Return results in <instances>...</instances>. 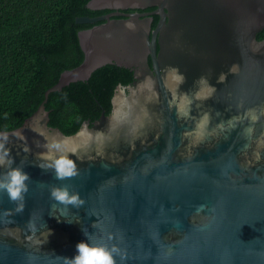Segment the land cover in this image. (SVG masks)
<instances>
[{
  "label": "water",
  "instance_id": "water-1",
  "mask_svg": "<svg viewBox=\"0 0 264 264\" xmlns=\"http://www.w3.org/2000/svg\"><path fill=\"white\" fill-rule=\"evenodd\" d=\"M83 6L110 10L74 16L92 24L76 32L83 60L63 69L37 108L7 129L27 136L29 152L14 137L8 146L30 180L22 213L5 217L16 204L0 193V264H64L87 239L83 229L120 249L117 264H264V147H258L264 0H85ZM129 21L134 29L125 26ZM105 64L131 74L127 83L116 81L110 107L84 116L69 134L49 126V92L86 82ZM172 69L184 77L178 86L166 83ZM202 77L214 88L210 94ZM169 84L191 99L189 116L170 107ZM202 89L207 98L197 99ZM206 113L205 138L184 137ZM30 128L73 139L86 129L107 139L72 157L77 177L57 180L38 166L45 139ZM54 185L78 191L85 204L52 200Z\"/></svg>",
  "mask_w": 264,
  "mask_h": 264
},
{
  "label": "trees",
  "instance_id": "trees-1",
  "mask_svg": "<svg viewBox=\"0 0 264 264\" xmlns=\"http://www.w3.org/2000/svg\"><path fill=\"white\" fill-rule=\"evenodd\" d=\"M85 0H0V129L19 126L57 82L63 69L83 60L77 30L91 26L76 23V15H98L109 9L92 10ZM128 74V75H127ZM130 81V73L105 64L86 80L73 81L49 92L44 103L48 125L69 134L90 114L106 111L116 81Z\"/></svg>",
  "mask_w": 264,
  "mask_h": 264
},
{
  "label": "clouds",
  "instance_id": "clouds-1",
  "mask_svg": "<svg viewBox=\"0 0 264 264\" xmlns=\"http://www.w3.org/2000/svg\"><path fill=\"white\" fill-rule=\"evenodd\" d=\"M129 29H134L135 25L129 21L125 25ZM231 71V69H230ZM224 74H221L218 82H223ZM174 82L179 85L184 82V77L178 73V69H172L167 81ZM201 81L206 85V92L210 94L214 91L211 85H207V81L202 77ZM154 82L149 78L148 86L152 90ZM172 92V100L169 102L170 107L175 106L177 114L180 117H187L190 114L191 99L187 94L177 95L176 88L171 84L168 85ZM204 89L196 93V98H207ZM155 95V93H153ZM253 120L258 119L253 116ZM209 123V114H204L197 122L193 131H185L184 137H194L196 140H203L206 134V126ZM31 131L37 135L44 136L45 143L42 145L46 151L39 153V159L42 161L38 166L47 171L51 169L54 173V178L57 180H65L77 177L79 173L77 159L79 152L82 149L91 147L93 143L102 145L107 139L103 132H96L95 134L87 132L86 129L77 133V138L49 136L44 130L37 128H30ZM10 137H14L20 141H24L23 151L29 152L30 148L27 145V136L24 131L17 130L9 132L7 129L0 131V193H6L8 199L16 204L14 209H6L3 213L5 217H12L17 213H22L25 209L26 193L29 191V185L26 183L30 180V174L24 171L23 162L17 165L15 157L12 155V149L8 146L10 144ZM79 140V142H77ZM37 146L41 145L37 143ZM258 147H264V138L258 142ZM259 158V153H256ZM76 156L77 159L72 157ZM50 198L65 207L71 205L77 209L85 204V200L81 197L78 191L70 190L68 185L51 186ZM8 223H14L13 220H8ZM27 226L32 229L33 224L31 219ZM84 235L87 237L81 240L76 245V255L74 257H63L64 264H117L116 255L119 254L120 249L116 245H109L102 242L101 237H96L93 234L86 232L83 229ZM125 259L121 256V260Z\"/></svg>",
  "mask_w": 264,
  "mask_h": 264
},
{
  "label": "flooded vegetation",
  "instance_id": "flooded-vegetation-1",
  "mask_svg": "<svg viewBox=\"0 0 264 264\" xmlns=\"http://www.w3.org/2000/svg\"><path fill=\"white\" fill-rule=\"evenodd\" d=\"M121 67V66H120ZM128 72V71H127ZM128 75V74H127ZM88 79V78H87ZM130 80H131V74H130Z\"/></svg>",
  "mask_w": 264,
  "mask_h": 264
}]
</instances>
